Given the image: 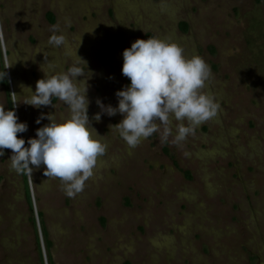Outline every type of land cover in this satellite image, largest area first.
Masks as SVG:
<instances>
[{
    "label": "rangeland",
    "instance_id": "rangeland-1",
    "mask_svg": "<svg viewBox=\"0 0 264 264\" xmlns=\"http://www.w3.org/2000/svg\"><path fill=\"white\" fill-rule=\"evenodd\" d=\"M54 26L66 37L59 48L48 43ZM151 36L205 60L204 91L220 109L180 144L162 141L161 127L129 148L115 130L123 116L101 113L96 101L117 106L116 92L130 84L122 52ZM76 54L106 154L74 198L33 166L30 210L23 173L3 150L0 264H49L43 231L55 264H264V0H0V73L27 124L18 134L25 147L49 123H36L42 114H69L55 97L53 106L24 104L29 89L44 73L67 71ZM0 105L7 110L2 87Z\"/></svg>",
    "mask_w": 264,
    "mask_h": 264
},
{
    "label": "clouds",
    "instance_id": "clouds-1",
    "mask_svg": "<svg viewBox=\"0 0 264 264\" xmlns=\"http://www.w3.org/2000/svg\"><path fill=\"white\" fill-rule=\"evenodd\" d=\"M52 31L48 43L57 48L64 46L66 37L56 34L55 26ZM77 57L67 71L43 72L44 77L37 80L34 92L28 88L31 96L24 104L34 108L53 106L55 97L66 105L69 114L59 121L51 114L46 117L42 114L36 123L45 118L49 123L36 130L35 138L27 140V147L25 139L18 138V134L27 131V124L18 122L15 107L5 110L0 105V156L4 155V149H10V166L17 173L32 175L33 166H45L44 175L59 179L69 198L84 190L86 181L94 175L98 158L106 154L108 147L90 123L87 86L81 87L78 79L86 76L81 66V62L84 65L86 62ZM122 58L121 72L130 84L116 92V107L105 106L99 99L96 103L101 113L123 116L115 130L129 148L160 132L161 127L162 141L173 136L172 142L180 144L198 126L217 116L219 102L213 94L204 91L211 70L199 55L186 58L176 43L151 36L132 42L123 50ZM101 113L93 117L97 122Z\"/></svg>",
    "mask_w": 264,
    "mask_h": 264
},
{
    "label": "trees",
    "instance_id": "trees-1",
    "mask_svg": "<svg viewBox=\"0 0 264 264\" xmlns=\"http://www.w3.org/2000/svg\"><path fill=\"white\" fill-rule=\"evenodd\" d=\"M48 18H49V21H50V22H53V21H54L53 16H52L51 14H48ZM182 27H183V30H186V25H185L184 23H182ZM5 77H6V75H5ZM3 84H4V85L6 86V88H7L8 95H10V93H9V88H8V81H7V79H4V80H3ZM10 108L13 109V108H12V105H11V102H10ZM23 179H24V184H25V196H26V201H27V203H28V206H29L30 210H33V206H32V197H31V192H30V189H29L28 179H27V177H26V173H23ZM39 215H40V213H39ZM31 221H32L33 223H35V220H34L33 217L31 218ZM43 235H44V244H45V247H46V251H47V253H48V263H49V264H55V263L52 261L51 256H49L50 248H51V242H50V240L47 238V233H46V231H43ZM37 238H38V237H37ZM41 261H42V264H44L42 258H41Z\"/></svg>",
    "mask_w": 264,
    "mask_h": 264
},
{
    "label": "flooded vegetation",
    "instance_id": "flooded-vegetation-1",
    "mask_svg": "<svg viewBox=\"0 0 264 264\" xmlns=\"http://www.w3.org/2000/svg\"><path fill=\"white\" fill-rule=\"evenodd\" d=\"M5 75H6V73H5L4 67L2 66L1 67V73H0V87H2V89L4 90L5 97H6V100H7V110H9V109H11L10 108V102H11V105H12V108H13L14 97H13V93L10 90V82L8 81L7 75H6V77H5ZM4 79H7V81H8V88H9L10 95H8L7 88L3 84V80Z\"/></svg>",
    "mask_w": 264,
    "mask_h": 264
},
{
    "label": "water",
    "instance_id": "water-1",
    "mask_svg": "<svg viewBox=\"0 0 264 264\" xmlns=\"http://www.w3.org/2000/svg\"><path fill=\"white\" fill-rule=\"evenodd\" d=\"M32 206H33V203H32Z\"/></svg>",
    "mask_w": 264,
    "mask_h": 264
}]
</instances>
